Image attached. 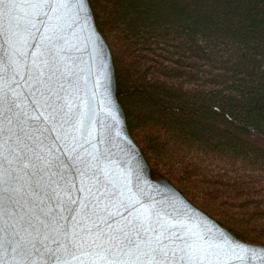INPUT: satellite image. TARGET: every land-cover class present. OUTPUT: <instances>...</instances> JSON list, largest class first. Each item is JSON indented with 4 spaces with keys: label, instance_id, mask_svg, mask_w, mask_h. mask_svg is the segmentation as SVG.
Instances as JSON below:
<instances>
[{
    "label": "water",
    "instance_id": "1",
    "mask_svg": "<svg viewBox=\"0 0 264 264\" xmlns=\"http://www.w3.org/2000/svg\"><path fill=\"white\" fill-rule=\"evenodd\" d=\"M0 264H264L151 178L88 0H0Z\"/></svg>",
    "mask_w": 264,
    "mask_h": 264
},
{
    "label": "trees",
    "instance_id": "2",
    "mask_svg": "<svg viewBox=\"0 0 264 264\" xmlns=\"http://www.w3.org/2000/svg\"><path fill=\"white\" fill-rule=\"evenodd\" d=\"M153 180L264 247V0H88Z\"/></svg>",
    "mask_w": 264,
    "mask_h": 264
}]
</instances>
